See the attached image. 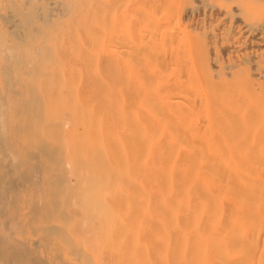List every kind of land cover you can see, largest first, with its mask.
<instances>
[{
    "label": "bare ground",
    "instance_id": "bare-ground-1",
    "mask_svg": "<svg viewBox=\"0 0 264 264\" xmlns=\"http://www.w3.org/2000/svg\"><path fill=\"white\" fill-rule=\"evenodd\" d=\"M50 1L46 5L51 4ZM28 2L30 1L28 0ZM28 2L25 1V4ZM134 2L130 0L128 4L130 8H133ZM155 2L156 6H153L152 2L153 5L149 4L148 6L151 8L147 11L148 6L145 7L144 4L146 1L137 4L136 6L139 7L137 8L139 11H137L142 12L140 16L136 14V17H140L138 19L127 13L126 16H129L127 31L121 38V45L117 47L115 45L117 49L118 47L123 48L119 50L120 57L116 59L118 73L109 81H104L97 74L91 73L88 64L85 63L87 56H91L97 50L96 47L102 48L104 41L100 40V37L92 39L95 40L92 41L93 48L90 46L91 48L85 49L84 52L87 56L80 58L79 55L84 63V68L78 74V78H75L76 80L61 81L58 78L60 82L56 80L57 78H53V75V79L48 80V74L44 73L43 67L46 66L48 60L52 59L50 42L54 35V25L41 13L40 15L44 18L40 24H36L33 13L26 16V21L32 24L36 31L34 48L37 54H35V58H29L36 63L32 62L33 66L27 69L26 63L29 59L19 56L14 68L4 67L7 74L13 71V77L22 79L18 83L23 87L19 86L18 90L25 96V100L21 103L26 120L23 122L26 135H21V138L25 143L28 145L31 143L36 147L44 139L39 151L50 160L52 165L61 164L62 151L68 155L70 162L73 161L71 159H77L78 162L75 161V166L79 165V169H85V172L89 167H100L107 163L117 182L125 174L133 183L130 187L137 191L131 195V201L126 200L123 203L121 201L125 213L130 217V222L126 224L120 219L122 213L119 212L120 208H110L96 200L95 189L99 184L96 177L88 180L86 187L79 194L83 197L82 202H85L79 205L82 218L78 221V225L84 230H87V227L91 228L92 223L90 227L86 221L90 219L89 215L90 217L95 216L99 225L93 231L95 232L91 240L93 245L89 248L86 247L87 245L82 246L78 235L73 239L76 243H81V246L76 244L75 250L71 249L73 251L70 250V253H68L69 251L65 252L66 264H264V80L255 83L247 72L241 70L228 75L229 78L208 76V73L205 75L206 73L202 70L205 68L198 65L199 58L197 59V56L195 58L192 51L187 53L183 49L185 46L180 42L181 38L180 41L175 38L168 8L167 10L162 9L164 5L161 4V8L157 5V0ZM59 3L62 4L65 11L63 16L67 15L70 18L77 11L74 0H63L62 3ZM1 5L3 8L2 0ZM60 5L57 3L55 6L52 4L50 6L58 9L57 7ZM11 11L12 9L7 12L11 13ZM56 11L62 14L61 10ZM50 12L52 11L50 10ZM88 12L89 10L84 11V13ZM130 12L132 14V9ZM50 14L52 16V13ZM11 21L13 20L11 19L9 24H13L10 23ZM6 23L5 20L3 26ZM11 26L13 25H9L7 28L10 29ZM17 26L21 28V26ZM13 31L15 32V30H11L12 33ZM12 33L11 36H13ZM74 33L76 32L74 31ZM16 37L18 36L16 35ZM4 38L5 34L2 31L0 32L1 49H3L2 39ZM263 40L264 38H261V41ZM185 45L187 48L186 42ZM112 47L110 48L112 49ZM188 48L190 49L189 44ZM188 48L186 50H189ZM113 49L115 50V48ZM184 52L188 56L191 54L190 58L186 59L185 54H182ZM179 53L185 58L181 55L178 57ZM174 54L178 58H175ZM60 57L62 58V56ZM169 57L173 58L169 60ZM103 61L102 67H104ZM55 69L57 70V68ZM49 84L50 86L64 84V86L59 88L40 87L41 85L46 87ZM2 89L0 88V94ZM2 97L0 96V136L4 135L7 126L8 129L11 127V125H2V120L8 118L5 116L2 119L3 110H5L3 102L9 98L4 100ZM18 99L21 97L17 96ZM42 104L44 108H42ZM127 107L128 111L126 112ZM6 108H8L7 105ZM66 115L70 118L65 119ZM41 122L46 124V127L44 125L45 135L43 134L42 138L37 135V126ZM3 126L6 128L5 130ZM103 127L108 130L106 138L100 135ZM15 130L17 131V129ZM97 136L101 140L96 139ZM46 137L47 139H45ZM10 138L12 139V137ZM125 143L128 147H125ZM8 144H10L9 141ZM8 144L7 142L4 144L3 141L1 147H4L3 151L9 150V155H11L12 148H9L11 146ZM15 150L17 149L15 148ZM0 153L2 155L3 152ZM15 155L17 157V154L13 152V157L10 156L12 163ZM20 155L21 153L18 155L20 160L17 158V162L21 161ZM3 157L5 156H0L2 164L5 161H10ZM26 158L28 159V156ZM1 159L5 161L2 162ZM69 161L66 162L69 163ZM14 163L13 167L17 168V164L14 165ZM24 164L22 161L21 165ZM35 165L32 168H35ZM84 165L85 167H83ZM25 166L27 167L26 164ZM71 166L73 167L74 163ZM20 167L14 168V171L13 169L9 170V172H15V169L18 171ZM26 167L21 168V174ZM39 171L37 170V173ZM24 174L21 176L17 174L15 178L20 179ZM100 174L102 175V173ZM7 176L10 177L9 174ZM14 176L13 174V179H15ZM4 177L6 178L5 175L2 178L0 175V180L7 179ZM63 177L66 178L60 176L54 180L53 189L55 191L63 188ZM23 178L21 180L24 181ZM21 180L19 182L23 185L20 187L27 188L28 186L24 184L25 181ZM38 180L40 182L39 177ZM10 182L9 184H11ZM15 184L17 185V183ZM18 186L16 187L20 193H25L24 189L22 190ZM106 187L108 188V185L104 186V188ZM119 187L120 182L112 186L113 195L119 196ZM4 188H1L0 191L9 189ZM18 190L17 192H19ZM3 193L1 194L5 196ZM73 193H70V196L78 195ZM56 195L58 196L55 193L53 199L46 206L48 216L59 210L66 214L65 205L67 203H64L66 200H57ZM22 196L19 195L20 200ZM7 197H4L6 204H8ZM11 197L18 198L15 195ZM37 198L34 197L36 201H38ZM74 199L72 200L74 201ZM20 200L17 203L21 205L22 201L20 203ZM40 201L38 202L40 203ZM1 204L0 219L1 209H3ZM13 205L11 203L12 207L9 205V209L10 207L17 209L16 205L14 207ZM19 206L17 205V207ZM20 209L24 210V208H18V214ZM29 216L31 217V214ZM59 217L56 216L53 219L55 223H52L51 227L45 225L47 228L43 232L57 248H61L63 243L74 245L65 228L66 222L62 220L61 216ZM68 218L75 222L73 216ZM92 219L93 217L90 220ZM96 225L94 224V226ZM23 227L19 228L20 232ZM14 229L12 232L16 230ZM1 230L0 227V235L4 237L5 235H2L4 232L2 233L3 230ZM76 231V234H79L80 230L76 228ZM25 232H29L24 231L26 237ZM24 235H21L24 245L22 249L15 247L12 243L11 249H9V245H6L8 250L6 249L7 251L4 252V243L0 242V264L42 263L36 261L35 255H33L35 254L34 249H36L35 243L42 247L39 240L34 243L30 235L26 239H24ZM37 255L38 253L35 257ZM39 256L38 259H44ZM41 256H45L47 262L51 261L50 252H43Z\"/></svg>",
    "mask_w": 264,
    "mask_h": 264
},
{
    "label": "rangeland",
    "instance_id": "rangeland-1",
    "mask_svg": "<svg viewBox=\"0 0 264 264\" xmlns=\"http://www.w3.org/2000/svg\"><path fill=\"white\" fill-rule=\"evenodd\" d=\"M4 1L2 0V4H3V8H2L1 0H0V32L3 31V33L5 34V38L2 39L4 42L3 43L4 45L2 47L3 49L0 48V52L2 51L1 53H3V54L0 53V55L3 57L5 56L4 57L5 59L0 56V88H3L0 96L2 97V95H3L2 98H4V100L7 97H9L6 99V101L3 102V104L5 103V105H3V106H5L6 111L3 110L4 116L2 117V119L5 118V116L8 117L7 118L8 121L6 120V118L3 119L2 125H4V126H7V125L10 126L11 125V127H9V129H8V126H7L6 127L7 129H6L3 126V129L4 130L6 129L5 131L3 130L4 135H6V133L8 132L7 133L8 136L6 135L5 138H3L4 135L0 136L1 137V139H0L1 151L0 152H3L2 155L0 153V156H5L6 158L3 157V159L8 158L10 160L13 157L12 153L14 152V154H17V157L15 155V159H14L13 163L14 162L16 163L17 158H19L18 155L21 153V155H20L21 161L16 163L17 168L20 166L21 167L19 168V170H20V173H19V170L17 171L16 170L17 168L15 166L13 167V163L11 160L5 161V160L1 159V160H3L2 162H4V161H5V163L8 162L6 164L3 163L4 165L0 161L1 178L3 177V175H5L7 178L6 179L4 177L6 180H4V179L0 180V186H1L0 190H1V188L3 189L4 186H5V188H9L7 190L0 191L1 193H3V191H4L3 194H5V196H4L0 193L1 194L0 195L1 196L0 202L2 203V204L1 203L0 204L2 205L1 208H3V209H1L2 211H1V219H0V223H1L0 225L1 226L0 227L3 230V231L1 230L2 233L4 232L2 235L3 236L5 235L4 237H1V235H0V237H1L0 242L3 241V243H4L3 244L4 245V252L8 250L6 248V245L10 246L9 249H11V247L13 245H15V247L17 246L18 248L22 249V247H24V245L22 242L23 238L21 237V235L23 236L24 231L27 230V232H29V233L25 232V234L27 235L26 237H28L30 235L32 240H34V243H35V241L37 242L39 240L38 242L42 246V247H40L39 244L35 243L36 249L33 248L34 253H35L33 255L36 256V253H38L37 257L34 256V258H36V261L42 262L40 264H44V263L45 264H48V263L49 264H66L65 252L69 251L68 253H70L71 249L75 250L76 244L81 246V243H76L73 239L78 235L81 239L82 246L87 245L86 247L89 248V246L93 245L91 242L92 237L95 233L93 231H95L99 225L97 218H95V216L90 217V215H89V218L91 219L93 217V219L92 220L88 219L86 221H88L90 227H91V223H92L91 228L87 227L88 226L87 223L85 225L88 228L87 230L82 229L78 225V221L82 218L81 209H80L79 205H81L82 203L85 202V201L82 202L83 197L79 196V194H81L82 189L84 187H86L88 180H90V178L96 177V179L98 180V183H99L95 189V191L97 193V196H95L96 200L102 204L109 206L110 208H115V209L120 208L119 212L120 213L122 212L124 214V216H122L123 215L122 213L120 214L121 216L119 215L120 219L122 222H124L126 224H128L130 222V217L125 213V208L123 207L122 203L126 200L131 201V195L133 193H137V191L136 190L134 191L135 188L130 187V185H133V183H132L131 179H129L127 176H125V174H124V177L122 179H119V181L117 182L116 177H114V174L111 172V168H109V164H107V163L103 166H100V167H93V168L89 167V168H87L88 171L85 172V169H83V170L79 169V165L75 166L76 162H78L77 159H75V160L71 159L73 161L70 162L68 160V159H70L68 157V155H66L62 151L61 164L58 165L59 166L58 167L57 165H52L50 160L47 157H45L43 153H41L39 151V147L41 148V145L44 143V139L36 147L34 145H32L31 143L29 145L27 143H25V141L21 138V135H23V136L26 135L25 130H24L25 126L23 128V122L26 120L24 118L22 108H21V103H22V101L25 100L24 99L25 96L23 95V93L22 94L20 93V90H18L19 86H20V88L23 87L22 85H20L18 83V81H22V79L21 78L16 79L15 77H13L12 76L13 71H10V73L7 74L6 71H4V67L8 66L10 68H14L16 66V59L19 56L26 57L27 60L31 57H33V58L36 57L35 54H37V52L34 48L35 47L34 34L36 33V31H34L35 27L33 28L32 24H30L29 22L26 21V16L29 15L30 13H33V15L35 16L34 19L36 21V24L42 23V20L44 18L43 16L45 15L46 18H48V20L50 19L51 23H53V25H54V28H53L54 35H53V38L50 42L52 59L48 60V62H47L48 66L46 64V66L43 67L44 73L46 72V74H48L47 75L48 80H52L53 78H55V79L57 78L56 79L57 81H60L59 79H61V81H63V80L70 81L72 79L74 80L75 78L77 79L78 74L84 68L83 67L84 63L80 58L83 56H87V55H85L86 53L84 51H85V49L91 48L93 46L92 41H95V40H92V39L100 37L99 39L104 41L102 48L100 47V49H98V47H96L97 50H95L94 54H92L91 56H87V59H85V63L88 64L91 73L97 74L100 78H103L104 81H109L113 78V76L116 75V73H118L117 60L116 59L120 57L119 56L120 55L119 50H122L123 48L118 47V49H117L116 47L121 45V41H122L121 38L127 31V25L129 22V16H126L127 13H128V15H132V16L134 15L133 18L136 17V14L138 16H140V14L142 12H138L139 10L137 8H139V7L136 5L146 1L147 4L144 3L145 7H147L149 4L150 5L154 4L153 6H156V4H155L156 0H140L142 2L137 0L138 3L134 2V0H133V2L135 4L134 6L136 9L134 8V6H133V8H130V5H128L130 3V0H74L75 6H77L75 8V10H77V11H75L74 14L71 16L72 18L67 17V15L63 16V15H65V11L63 10L62 4L60 5V3H59V2L62 3L63 0H51V1L49 0L51 2L52 6H55L58 3V5H60L57 7L58 9H55L56 7L53 8L52 6H50L51 4H49V3H48L49 5L48 4L46 5V3L49 2L47 0L46 1L45 0H38V1L37 0H29L33 4L28 2V0H22V1L21 0H12V1L11 0H4ZM25 1L28 2L26 4H28L27 6H29V7L25 6L26 5ZM85 2H87V3H85ZM152 2H153V4H152ZM20 4H23V6H20ZM31 4H32V6H31ZM38 4H40V5H38ZM161 4H162V6L164 5L163 8L160 6ZM11 5H12V7H11ZM33 5H35L37 8L34 7ZM157 5H159L162 9L167 10V8H168L167 11H169V17L172 21L171 22V28L174 30V31L172 30V32H175V35H176L175 38L177 40H179L181 38V41L180 40L179 41L183 43V46H185L183 49H185V51L187 53L189 51H192V55L194 53L195 58H196V56H197V59L199 58L197 61L198 65H201V67L205 68V69H202L206 73L205 75L209 74L208 76H211V75L216 76V77L217 76H224L226 78H229L228 75L230 76L232 73L239 72L241 70L243 72H247L250 75V77L255 81V83L263 82V80H264L263 79L264 78V62H263L264 61V46H263L264 40L261 41V38H264V36H262V34L264 33V31H263L264 30V0H157ZM25 7H27V8L24 9ZM59 7H60V9H59ZM150 8H151V6H150ZM150 8L148 6L146 8V11L149 10ZM11 9H12V11H11L12 14L7 12V11H10ZM39 9H40V11H38ZM53 9H55V10H53ZM131 9H132V14L130 12ZM133 9L136 11L138 10V11L135 12ZM50 10L52 11V12H50V13H52V16L49 13ZM56 10H61L62 14L58 13V11H56ZM87 10H89V12L84 13V11H87ZM142 11H143V9H142ZM40 13L43 16L40 15ZM10 14H11V16H10ZM53 14H56V15L54 16ZM37 15H38V18L36 17ZM74 15H75V17H74ZM98 15H100V16H98ZM3 16H5V17L7 16L6 19H3V18H5ZM138 16L136 17V19L140 18ZM9 19L13 20L10 22L13 24H9V21H10ZM136 19L135 20L133 19V20L136 21ZM5 20L7 23L5 24L6 26L5 25L3 26V23H5ZM7 20H9V21H7ZM16 21H17V23H15ZM14 23L21 26V28L18 27L17 25L15 26ZM174 23H175V26H174ZM9 25H13V26H11V28L8 29L7 26H9ZM14 26L16 28L18 27L17 29H19V30H17ZM24 28H25V30H24ZM94 29H96V30H94ZM11 30H15V32L13 31V33H12ZM74 31L76 33H74ZM11 33L13 36H11ZM23 33H24V35H23ZM16 35L18 37H16ZM6 36H7V38H6ZM118 36H119V38H118ZM19 37H20V40H19ZM110 38H111V41H110ZM114 38L116 41L114 40ZM118 39L119 40L121 39V40L119 41ZM117 40H118V42H117ZM55 42H57V43H55ZM185 42L187 43V48H188V44H189L190 49H192V50H190L189 48H188L189 50H186L187 48H186ZM115 45H116V47H115ZM107 46H109V47H107ZM112 46H114V47H112ZM57 47L60 48L61 51L60 50L59 51L61 52V54L59 53V51H58L59 48L57 49ZM106 47H107V49H105ZM110 47H112V49ZM113 48H115V50ZM116 49L118 50V52ZM4 50L7 51L9 55L6 54L7 52H5ZM28 50H29V52H28ZM10 51H12V52H10ZM96 52H98V54L95 55ZM186 52H184L182 54H185L186 59H188V58H190L191 54L188 56V54ZM64 53H65V55H64ZM118 53H119V55H118ZM189 53H191V52H189ZM182 54L179 53L178 57L181 55V57L185 58ZM79 55H80V58H79ZM60 56H62V58ZM175 56H177V55L174 54V57ZM98 57H100V58H98ZM178 57H175V58H178ZM12 58H14V59H12ZM171 58H173V57H171ZM171 58L169 57V60ZM8 59L9 60L11 59V60L9 61ZM102 61L104 63V67H102ZM32 62H34L33 64L36 63L32 59H29L27 61V63H26L27 69H29V67L33 66ZM62 63H64V64H62ZM60 66H61V68H60ZM107 66H108V68H107ZM45 67L46 68L48 67V68L46 69ZM53 67H54V69L57 68V70L56 69L54 70ZM103 69L106 71H104ZM237 70H239V71H237ZM204 72L202 71L201 73H204ZM107 74L109 77L107 76ZM52 75L54 76L53 78H52ZM260 76H261V78H260ZM92 78H95V77H92ZM17 85H18V87H17ZM49 86H50V84H49ZM49 86L45 87V85H41L40 87H42V88L43 87L44 88H52V87L59 88V87H63L64 84H58L55 86L51 85L50 87ZM17 93H20V94L17 95ZM17 96H18V98L21 97V99H18L20 101L17 100ZM12 103L14 104V106H12L13 105ZM6 105L8 108H6ZM42 108H44L43 104H42ZM127 111H128V107L126 108V112ZM43 112L45 114L44 109H43ZM66 118H70V117H68V115H66L65 119ZM6 122H7V124H6ZM20 122H22V123H20ZM44 125L46 127V124L41 122L37 126V131H38L37 135L40 138H42L43 134H44ZM105 128L106 127H103L101 129V133H100V135L104 138H106V135L108 134V130H107V128L106 129ZM15 129H17V131ZM11 130H13V131L11 132ZM10 132H11L12 136L10 135ZM17 135H19V136H17ZM110 135H111V133L109 134L108 139H109ZM8 137L9 138L12 137L13 140L11 138L9 139ZM2 138H3V140H2ZM45 139H47V137ZM96 139H100V137L97 136ZM1 141L2 142L4 141V144H6V142L8 144V141H9L10 144H8V146H11L9 148H12V150H10V151H12V153L10 152L11 155H9V152H8L9 150H5V151H7L5 154V151H3L4 147H1V146H3ZM109 145H112V143H109ZM126 146H127V143H125V147ZM6 148L9 149L8 147H6ZM15 148L17 150H15ZM20 150H21V152H20ZM100 150H101V148H100ZM128 150H129V148H128ZM125 151H127L126 148H125ZM30 154H32V155H30ZM10 156H12V157L10 158ZM26 156H28V159L26 158ZM19 160H20V158H19ZM27 160H28V162L26 163ZM22 161H23V163H25L27 165V167L25 166V164L21 165ZM66 161H69V163ZM79 162H80V160H79ZM15 163H14V165H15ZM72 163H74L73 167L71 166ZM18 164H19V166H18ZM29 164H30V166H29ZM35 164L37 165V167ZM2 165H3V167H2ZM34 165H35V168H32V167H34ZM9 166H11L12 168ZM22 166L26 167L25 169H23L22 173L26 174V176L24 174L23 177H27L26 178L27 180L25 178L21 177L24 179L25 182L23 180H21V178L20 179L15 178V177H17L16 176L17 174L18 175L21 174V170H22L21 168H24ZM38 167H39V169L41 168L40 171H39ZM83 167H85V165ZM7 168H9V169H7ZM14 168H16L15 172H9V170L12 171V169L14 171ZM124 168H126V167H124ZM3 169H5V170H3ZM47 169H48V171H47ZM37 170L39 171L38 173H37ZM58 170H61V171H58ZM16 171H17V174H16ZM7 172H9V173H7ZM2 173H3V175H2ZM4 173H7V174H4ZM70 173L75 178L72 177L70 175ZM100 173H102V175ZM8 174L10 175V177L7 176ZM13 174L15 175L14 176L15 179H13ZM23 174H21V175H23ZM20 176H18V177H20ZM37 176L39 177L40 182H39ZM60 176L66 177V178L63 177L64 178L63 183H62L63 188L58 190V191L57 190L55 191L53 189V182L55 179H57ZM11 177H12V180H10ZM77 178H78V181H77ZM8 180L11 181L10 182L11 184H9ZM20 180L23 181L24 184H26L25 186H28L27 188L25 187L26 189L23 188L25 193L24 192L20 193V191L16 187L19 185L18 187L21 188L20 186L23 185V184L22 185L20 184V182H19ZM1 181L3 182V184L7 183L8 185L7 184L6 185L8 187L6 185H3ZM72 181H75V182L73 183ZM13 182L17 183V185ZM18 182H19V184H18ZM119 182H120V187L118 188L119 196H115V195H113L114 191L112 189V186L116 185V183H119ZM27 183H29V184L27 185ZM107 185H108V188L107 187L104 188V186H107ZM39 186L42 188L41 189L42 191L39 189L40 188ZM15 187H16V189H15ZM75 188H76V190H75ZM78 189H79V191H78ZM17 190L19 192H17ZM74 190H75V192H74ZM12 192H14V193H12ZM42 193H43V196H42ZM55 193L58 194V196L56 195L57 200H59V199L60 200L61 199L66 200V201H64V203H67V205H65L66 206V214L64 213V211L59 210L58 212L53 213L52 215L48 216L47 212H46V208H47L46 206L49 203V201H51L53 199V195H55ZM70 193L78 194V195H76L74 197V196H70ZM37 194L40 195L38 198H37V196H38ZM14 195L18 196V198L16 197V199H13V197H11V196H14ZM19 195H23L21 197V200H20ZM7 196H9V197H7ZM4 197L5 198L7 197L6 200H8V204H6ZM34 197L37 198L38 201L41 200L40 203L38 201H36L34 199ZM72 199H74V201ZM19 200H20V203L22 201L23 204L21 203V205H20L19 203H17V202H19ZM111 201H112V203H111ZM121 201H122V203H121ZM11 203H12V205L13 204L16 205L15 208H17V209H13V208L11 209V207H12ZM33 203H35V204H33ZM36 204H37V207H36ZM9 205L11 206L10 209H9ZM14 205H13V207H14ZM17 205L18 206L20 205V206L17 207ZM31 205H33V206H31ZM121 205H122V207H121ZM20 207L24 208V210L20 209L21 212L19 210V214H18L17 210ZM32 208H33V210H31ZM110 208H107V209L110 210ZM36 209H37V211H36ZM10 210H11V212H10ZM14 210H16V211H14ZM29 210H31V211H29ZM77 210L79 211L78 213H77ZM34 211H35V215H37V216L34 215ZM73 212H74V214H73ZM16 214L18 217L24 215L23 216L24 218L20 217L21 218L20 219L16 216ZM26 214H29V215L31 214V217L29 215L27 216ZM56 216H58V218H60L59 216H61L62 220H64V222H66L65 228H66L67 232L69 233V235L71 236L70 238L73 241V242L72 241L71 242L74 243V245L72 244L74 247L71 245V243L70 244L68 243L69 245H67V243L66 244L63 243L61 248H57L56 245L53 243V241L50 240L49 237H46L45 233L43 232V231H45V229L47 227H51L52 223H55L53 221V219ZM69 216H73L75 218V222H73L72 219L68 218ZM86 217L88 218L87 215H86ZM86 217H85V219H87ZM76 221H77V223H76ZM94 224H97V225L94 226ZM19 226H21V227H19ZM93 226H94V230L92 229ZM22 227H23V230L21 231L22 232L21 233L20 229H22ZM76 228L78 230H80L79 234H76L77 233ZM13 229L15 231L12 232ZM16 231H19L20 233L18 234V232H16ZM90 235H92V236H90ZM88 236H89V238H88ZM26 237L24 235V239H26ZM84 237H85V239H84ZM9 238H10V240H9ZM87 238H88V240H87ZM86 241H87V244H86ZM12 243H13V245H11ZM9 246H7V247H9ZM73 250H71V251H73ZM46 251L50 252V258H51L52 262L49 260L47 262L45 260L46 259L45 256H41V253L46 252ZM63 253H64V255H63ZM38 256L42 257L44 259H41V258L38 259Z\"/></svg>",
    "mask_w": 264,
    "mask_h": 264
}]
</instances>
